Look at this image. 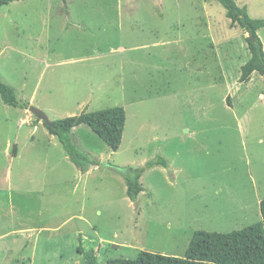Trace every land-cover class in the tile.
I'll return each mask as SVG.
<instances>
[{"label":"rangeland","instance_id":"obj_1","mask_svg":"<svg viewBox=\"0 0 264 264\" xmlns=\"http://www.w3.org/2000/svg\"><path fill=\"white\" fill-rule=\"evenodd\" d=\"M235 1L264 19V0ZM246 37L216 0L1 7L0 78L21 104L0 96V264H84L79 246L100 263L182 256L196 230L260 222L264 76L241 81ZM114 106L127 113L117 151L86 124L73 130L102 162L85 171L31 110L53 121ZM157 158L167 165L142 175L137 214L121 173Z\"/></svg>","mask_w":264,"mask_h":264},{"label":"trees","instance_id":"obj_2","mask_svg":"<svg viewBox=\"0 0 264 264\" xmlns=\"http://www.w3.org/2000/svg\"><path fill=\"white\" fill-rule=\"evenodd\" d=\"M14 1L19 0H0V9ZM216 1L226 9L231 25L239 26L247 34L246 40L251 57L241 68V81L249 83L254 72L264 76V46L258 34L264 26V19L252 18L247 7L239 6L235 0ZM0 96L9 106L17 107L21 104L15 88L1 78ZM126 122L125 108L114 106L94 112L83 111L78 115L53 120L52 125L44 122V125L50 134L59 139L67 156L76 167L85 171L89 166L100 167L102 162L75 145L72 140L73 130L86 124L112 150L117 151L122 143ZM159 164L167 165V161L164 158H157L149 161L144 167H126V171L121 173L127 185V196L136 203L137 214L140 212L137 199L145 189L141 183L142 175L147 169ZM259 206L261 221L243 229L229 233L194 231L182 256L141 250L136 258L111 257L100 263L94 250L85 251L79 246L78 251L84 254V264H264V200Z\"/></svg>","mask_w":264,"mask_h":264},{"label":"water","instance_id":"obj_3","mask_svg":"<svg viewBox=\"0 0 264 264\" xmlns=\"http://www.w3.org/2000/svg\"><path fill=\"white\" fill-rule=\"evenodd\" d=\"M31 110L35 113V115H37L40 119H42L48 125L53 124L52 121L47 117V115L43 111L39 109H33V108H31Z\"/></svg>","mask_w":264,"mask_h":264},{"label":"crops","instance_id":"obj_4","mask_svg":"<svg viewBox=\"0 0 264 264\" xmlns=\"http://www.w3.org/2000/svg\"><path fill=\"white\" fill-rule=\"evenodd\" d=\"M258 34H259V31H258ZM264 46V45H263ZM121 49H123V48H121ZM124 50V49H123ZM261 95H263V94H261Z\"/></svg>","mask_w":264,"mask_h":264},{"label":"clouds","instance_id":"obj_5","mask_svg":"<svg viewBox=\"0 0 264 264\" xmlns=\"http://www.w3.org/2000/svg\"><path fill=\"white\" fill-rule=\"evenodd\" d=\"M42 120V119H41ZM44 122V121H43Z\"/></svg>","mask_w":264,"mask_h":264}]
</instances>
